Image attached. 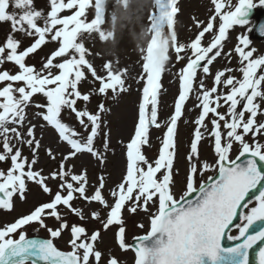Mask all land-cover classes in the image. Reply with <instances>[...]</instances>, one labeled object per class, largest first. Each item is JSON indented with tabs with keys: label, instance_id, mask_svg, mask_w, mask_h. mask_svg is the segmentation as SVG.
Masks as SVG:
<instances>
[{
	"label": "snow or ice",
	"instance_id": "snow-or-ice-1",
	"mask_svg": "<svg viewBox=\"0 0 264 264\" xmlns=\"http://www.w3.org/2000/svg\"><path fill=\"white\" fill-rule=\"evenodd\" d=\"M114 4L127 11L131 0H114ZM178 4L179 0H153L143 32L146 43L139 49L141 73L136 79L143 83L134 133L125 149L126 170L119 183L107 188L104 175L97 178V184L90 185L87 169L77 173L68 161L90 154L101 165L105 162L110 138L105 116L111 109L103 102L95 111L86 105L94 94L107 98L111 93L116 99L131 88L127 67L118 68L108 60L98 72L88 59L93 53L86 41L96 37L103 42L115 39L116 13L111 15L112 29L105 30L108 0H48L47 9L35 6L34 0H0V23L10 27L0 41V162L9 165L0 169V210L12 212L15 199L26 201L29 183L48 197L0 227V264H121L115 255L105 260L96 247L100 229L89 234L83 224H70L62 215V207L80 221H97L104 231L115 226L118 247L134 252V264H249V250L257 242H264V55H254L255 48L248 50L247 35L237 37L234 49L225 51L224 46L234 26L249 24L248 17L257 5L253 0H237L235 4L232 0H210L211 15L207 21L193 17L198 31L184 43L178 39L175 27ZM259 5L264 6V0H259ZM89 9L95 13L90 20ZM259 32L264 37V24L259 25ZM24 38L31 42L25 44ZM49 43L56 47L41 58L39 68L29 63V57ZM233 52L237 66H225L213 74L210 66L218 58L231 64ZM172 54L177 63L184 61L176 73L179 92L174 111L165 122L158 157L149 161L143 147L149 145L150 127H161L160 80L172 62ZM6 64L13 68H5ZM198 73L203 74L199 79ZM89 74L93 87L81 92L80 85ZM207 76L213 78L211 87L204 83L203 77ZM193 93L200 111L193 122L196 127L187 155L185 189L177 197L173 191L177 123ZM37 96L43 98L42 103L35 101ZM78 101L85 107H78ZM29 108L36 109L34 118L41 124L28 118ZM65 113L75 125L67 122ZM38 128L41 133L45 128L54 130L58 141L67 146V152L60 153L57 169L47 175L34 167L41 148ZM206 135L213 141L214 164L199 159L198 145ZM234 144L239 154L232 159ZM25 146L31 151V159L24 155ZM46 154L57 159L51 147L46 148ZM245 156L248 158L238 163ZM208 171L217 175L198 183V175L202 177ZM49 181L55 182V190ZM257 186L260 189L255 206L249 208L251 201L245 199ZM77 200L99 204L105 210L104 216L101 210L86 213L84 208L74 206ZM241 207L248 211L239 213L243 221L236 225L239 235H228L227 239L243 238V242L225 247L222 241L226 230ZM125 211H140L149 217L148 231L133 237L132 244L126 241ZM49 217L57 221L58 227L47 225ZM257 222L255 234L248 235ZM31 224L44 229L48 238H28L22 229ZM138 227L143 229L144 225ZM65 231L70 235V251L54 243ZM257 257L258 264H264V247H260Z\"/></svg>",
	"mask_w": 264,
	"mask_h": 264
},
{
	"label": "rangeland",
	"instance_id": "rangeland-1",
	"mask_svg": "<svg viewBox=\"0 0 264 264\" xmlns=\"http://www.w3.org/2000/svg\"><path fill=\"white\" fill-rule=\"evenodd\" d=\"M122 39H123V36H122L121 32H119V34H118V41L120 42ZM114 47H115V46H107L106 49L109 51V50H113ZM124 108H125V107L122 106V108H121L120 110H118V113L115 115V122H114V125H113V135H112L114 146L112 147V153H113V152L116 153L117 151L120 150V149H119V144L117 143V140H118L119 138L124 139V137H125V135H126V132H122V130H125V129H126L125 124L123 123V119L126 118V115H128V116L130 117L131 114L125 112ZM120 128H121V129H120ZM185 132H186V127L183 126V127H182V136L185 135ZM180 141H181V142H180V145L182 146V149H183V143H184V140L181 139ZM119 155H121V154H120V153H116V155H114V157L111 156L110 165L114 166V161H115L116 159H118L119 161H121V158H120ZM182 163H183L182 160H179V162H178L179 167L182 166ZM184 165H185V163H184ZM185 172H186V171H185V169H184L183 175H185ZM180 176H181V174H180V170H179L178 178H179ZM179 181H180V178H179L177 184L179 183Z\"/></svg>",
	"mask_w": 264,
	"mask_h": 264
}]
</instances>
